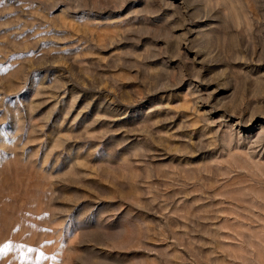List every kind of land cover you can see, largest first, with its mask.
<instances>
[{
	"label": "rangeland",
	"instance_id": "374dc122",
	"mask_svg": "<svg viewBox=\"0 0 264 264\" xmlns=\"http://www.w3.org/2000/svg\"><path fill=\"white\" fill-rule=\"evenodd\" d=\"M0 264H264V0H2Z\"/></svg>",
	"mask_w": 264,
	"mask_h": 264
},
{
	"label": "snow or ice",
	"instance_id": "6c2138e0",
	"mask_svg": "<svg viewBox=\"0 0 264 264\" xmlns=\"http://www.w3.org/2000/svg\"><path fill=\"white\" fill-rule=\"evenodd\" d=\"M0 2H2V0H0ZM30 250H34V249H30Z\"/></svg>",
	"mask_w": 264,
	"mask_h": 264
}]
</instances>
